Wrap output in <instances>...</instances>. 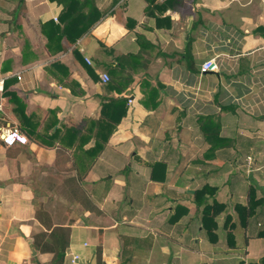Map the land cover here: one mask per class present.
<instances>
[{
    "label": "crops",
    "instance_id": "0c3cea01",
    "mask_svg": "<svg viewBox=\"0 0 264 264\" xmlns=\"http://www.w3.org/2000/svg\"><path fill=\"white\" fill-rule=\"evenodd\" d=\"M83 1L71 41L57 0H0V132L27 138L0 141V264H51L41 222L68 229L61 264H261L264 0Z\"/></svg>",
    "mask_w": 264,
    "mask_h": 264
},
{
    "label": "trees",
    "instance_id": "16d2710c",
    "mask_svg": "<svg viewBox=\"0 0 264 264\" xmlns=\"http://www.w3.org/2000/svg\"><path fill=\"white\" fill-rule=\"evenodd\" d=\"M57 3L63 7V11L60 14V20L66 25H63V29L61 30L60 34H64L66 37H69L67 31L70 30L72 35H70L71 41L80 38L98 18L97 12L90 7L89 2L88 5H86V2L84 1L80 4L79 0H57ZM85 5L88 6L89 11L88 14L83 15L78 11L84 8ZM64 28L67 29L64 30ZM118 104H123V102L111 100L108 105L110 109H114ZM122 114H124V111L119 114V116L113 117L110 112L107 114L104 110V112L102 111L101 113L100 119L90 122L88 133L93 134V136L96 138L95 145L92 150H100L99 146L101 138L104 136V142L106 141L107 137L112 133L115 124H117ZM78 175L81 176V174ZM76 192H78V190H76ZM212 193V188L204 186L200 190H197L194 194L196 206H203L202 219L204 222H206V220H213L214 217H216L224 209L223 205H218L215 202L212 204H207V199L205 197L210 196ZM243 211L245 212L244 215L246 217L247 212L244 208ZM41 224L44 225L45 228L49 229V232L48 234L36 236L32 243V247L40 253H50L52 255L51 264H61L65 249L68 246V229L64 227L53 228L51 223L48 225L46 222H41ZM96 264H101L99 250H97L96 254ZM261 264H264V258H262Z\"/></svg>",
    "mask_w": 264,
    "mask_h": 264
},
{
    "label": "built area",
    "instance_id": "2783aa9c",
    "mask_svg": "<svg viewBox=\"0 0 264 264\" xmlns=\"http://www.w3.org/2000/svg\"><path fill=\"white\" fill-rule=\"evenodd\" d=\"M87 61V60H86ZM88 62V61H87ZM201 72L216 71V63L213 59L204 61L200 65ZM20 79L19 76H17ZM99 80L105 84L109 81V76L106 73L99 74ZM2 91V80H0V92ZM0 141L6 147H11L16 144L24 145L27 143V138L15 126H7L0 132ZM80 260L79 255H68V261L65 264H78Z\"/></svg>",
    "mask_w": 264,
    "mask_h": 264
},
{
    "label": "water",
    "instance_id": "95a60500",
    "mask_svg": "<svg viewBox=\"0 0 264 264\" xmlns=\"http://www.w3.org/2000/svg\"><path fill=\"white\" fill-rule=\"evenodd\" d=\"M34 253V252H33Z\"/></svg>",
    "mask_w": 264,
    "mask_h": 264
}]
</instances>
